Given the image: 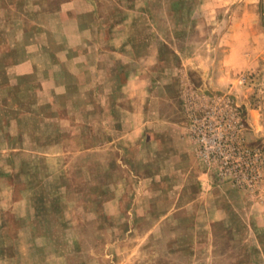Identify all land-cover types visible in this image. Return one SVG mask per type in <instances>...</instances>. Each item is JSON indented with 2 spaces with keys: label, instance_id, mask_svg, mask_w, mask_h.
<instances>
[{
  "label": "rangeland",
  "instance_id": "374dc122",
  "mask_svg": "<svg viewBox=\"0 0 264 264\" xmlns=\"http://www.w3.org/2000/svg\"><path fill=\"white\" fill-rule=\"evenodd\" d=\"M56 72L97 147L0 180V264H264V0H0V125Z\"/></svg>",
  "mask_w": 264,
  "mask_h": 264
},
{
  "label": "crops",
  "instance_id": "0c3cea01",
  "mask_svg": "<svg viewBox=\"0 0 264 264\" xmlns=\"http://www.w3.org/2000/svg\"><path fill=\"white\" fill-rule=\"evenodd\" d=\"M35 68L37 69L33 60L27 59V61L25 60L18 65L17 71L28 76H32L36 72L41 73L40 68L37 70ZM67 75L69 76V74ZM61 76L62 74L60 72H56L51 78L47 77L48 79H40L37 82H32L30 85L31 88L26 89L35 92L31 97L32 100L29 102H25L23 99L21 102L20 91L22 92L23 90L19 81L10 83L11 88L15 90L17 97L20 99L16 101V98L12 97V101L9 102L7 97L4 105L7 106L8 117L6 120L3 119L0 125V130L8 127V130L12 133L11 138L13 139L9 140V144L6 141V146L0 149V156L6 155L9 157L7 161L11 168L6 175L2 177L0 175V180L5 183L3 185L5 187V200L7 204L1 205L3 209L7 207L11 208V206L17 203L14 189L15 180L13 177L26 183L33 182V177L37 175L38 170H44L51 177L55 174V166L53 167L52 162L58 161L60 163L56 168H59L60 172L63 173L58 174L55 180H61L62 175H65L64 171L70 164L71 158L82 152L94 150L97 147V144H95L97 142L96 136L91 133L89 136L84 135L82 137L81 134H78L81 123H79L77 117L66 115L62 104H72L74 110L77 100L70 89L67 88L64 90L59 88L63 83L65 84V79L63 80ZM49 89L55 90L54 96L50 97ZM14 102L18 105L17 107L12 105ZM74 112L77 114L78 110ZM13 121L15 122L13 123ZM14 137H17L19 144L14 142ZM80 139L82 141H79ZM83 141L87 145L78 150L79 148H76L78 143H83ZM109 142L110 140L101 141V146ZM18 156H22L24 167L21 172L16 173ZM38 175L40 178L38 177L34 180L42 181L44 177L42 172Z\"/></svg>",
  "mask_w": 264,
  "mask_h": 264
},
{
  "label": "built area",
  "instance_id": "2783aa9c",
  "mask_svg": "<svg viewBox=\"0 0 264 264\" xmlns=\"http://www.w3.org/2000/svg\"><path fill=\"white\" fill-rule=\"evenodd\" d=\"M235 149L237 150L236 153L237 154H241L240 148L239 147H235Z\"/></svg>",
  "mask_w": 264,
  "mask_h": 264
}]
</instances>
